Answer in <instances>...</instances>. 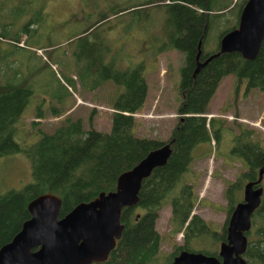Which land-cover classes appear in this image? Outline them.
Wrapping results in <instances>:
<instances>
[{"label":"rangeland","instance_id":"rangeland-1","mask_svg":"<svg viewBox=\"0 0 264 264\" xmlns=\"http://www.w3.org/2000/svg\"><path fill=\"white\" fill-rule=\"evenodd\" d=\"M149 1L0 0V37L8 40L5 41L9 43L7 53L14 50L22 58L24 53L19 47H31V61L27 67L24 58L17 60V71H4L6 77L0 71V82L17 80L12 83L17 85L27 79L25 68L32 70L40 65L39 71L28 77L24 84L27 101L18 118L15 136L20 143L32 145L29 157L23 152H15L14 135L6 131L0 133V194L12 188L17 202L26 206L31 198L46 191L43 181L48 169L45 163L39 168L38 162L30 157L34 159L40 150L44 151V159L52 158L56 153L61 157L62 148L86 134L91 126L102 136L111 133L118 118L112 105L126 90V85L107 79L91 88V69L96 62L109 61L117 52L118 65L123 67L141 61L145 63L143 74L149 92L143 107L134 113L133 128L134 137L143 138L142 143L137 145L131 141L128 145L131 148L120 164L98 182L92 173L100 171L101 166L95 161H79L69 181L57 193L61 201L60 212H66L76 202L95 193L115 187V174L133 163V155L149 148L150 140L153 145L170 138L180 120L181 67L185 54L178 48L159 53L152 50L149 35L156 32L164 39L162 24L163 21L166 24L167 13L165 7L156 5L142 8ZM221 2L223 0H219ZM122 9L125 10L119 12ZM103 16L106 18L98 25L86 29ZM235 21L233 18L231 23H226L224 16L218 18L208 30L204 52L215 51L222 33L233 27ZM84 29L86 31L81 33ZM83 34L95 46L93 56L87 55L86 41L78 37ZM34 38L39 43L34 42ZM29 40L32 45L45 46L51 42L48 47L51 51L26 44ZM102 72L100 70V75ZM10 100L4 101V106L0 103V125L15 110L14 106L11 108ZM205 114H208L205 128L194 141L205 136L206 129L211 139L193 148L197 155L192 157L195 160L191 159L194 179L189 177L191 180L183 182L175 172L163 166L156 173L162 171L161 180H148L141 190V198L157 190L170 198L178 196L180 204L174 206L167 202L159 216L149 220L151 238L146 246L140 247L138 253L128 259L116 255L114 264H166L165 255H176L190 248L216 254L222 240L227 238L233 210L244 197V184L248 178L243 174L253 177L256 170L243 164L239 151L251 158L252 163L264 157V88L248 87L247 80L239 82L236 75L227 74L220 81ZM211 119L214 125L210 123ZM221 125L223 129L214 134V128ZM1 206L0 226L4 222ZM189 208L190 213L184 218ZM130 210L128 207L123 210V221L131 216ZM258 210L260 221L264 217V194ZM247 235L253 238L252 245L264 252V225L252 222ZM156 251H159L157 255ZM246 259L247 264H263L257 256L248 255Z\"/></svg>","mask_w":264,"mask_h":264},{"label":"trees","instance_id":"trees-1","mask_svg":"<svg viewBox=\"0 0 264 264\" xmlns=\"http://www.w3.org/2000/svg\"><path fill=\"white\" fill-rule=\"evenodd\" d=\"M246 1L247 0H223V2L219 3V0H151L142 7L147 8L150 5L165 7L167 13L165 19L166 24L164 21L162 24L164 39H161L163 35L159 36V33L156 32H151L149 35L150 46L153 45L152 50L154 52L156 51L155 53H159L167 49L178 48L185 54L184 62L181 67L180 90L182 99L178 108L180 117L184 116V119L182 120L179 118L180 120L174 129V132L178 136L174 144L178 146L179 154L175 155L166 165L172 173L175 172V176L177 174V177L183 182L191 180L189 177L194 179L195 173L191 167V159L197 156L193 153L195 144L197 142L200 144L204 140L211 139L209 130L206 129V135L194 141L195 137L200 135L201 129L205 128L207 118L203 114L208 112L209 102L222 78L227 74H234L239 82L247 80L248 87L264 88V40L259 53L253 59L244 57L238 51L220 52L203 65L198 72H195L198 66L197 54L199 50H201L200 60H206L211 54L219 51L220 45L213 52L206 53L203 49V44L211 25L221 16H224L226 23H231L233 18L236 19L234 26L225 30L221 35L222 37L227 31L238 25L240 13ZM105 18L106 17L103 16L86 29L94 27L95 24L98 25V23ZM86 29L82 30L81 33L85 32ZM33 40L39 43L37 38ZM29 41L26 44L30 43V45L35 48L38 45L37 48L42 47L47 49V51H51L48 48L51 43L50 40L48 41L50 43L45 44V46L39 44L32 45L31 43L33 42ZM7 51V48H3L2 54L7 53ZM86 52L88 56H93L95 46L93 44L86 45ZM118 55L119 52L113 55L109 61L96 62L91 69V88L101 85V83L107 79H115L117 83L126 85V90L119 94L118 99L112 105L117 112L115 114L118 115V118L114 122L111 133L102 136L91 126L86 134L77 137L66 148H62L61 157L56 153L52 158L48 157L44 159L42 156L44 155L43 150L35 154L34 159L30 157L32 161L35 160L38 162L39 168L43 163L48 165V169L45 172L46 177H44L43 181L46 191L58 193L64 184L69 181L73 168L81 160L95 161L98 166H101L100 171L95 170V172L92 173L93 176H95L94 179H96V182L101 181V179L111 174V169L115 170L114 167L120 164L124 155L127 154L131 148L128 146L131 141H134L137 145H141L138 143H142V141H138L133 135V128L135 121L134 113L138 112L143 107L148 93V83L143 74L145 63L141 61L136 65L131 63L123 67L118 65ZM30 61L31 52L29 53L25 67H27ZM25 69L28 79V77L39 71L40 65L37 64L32 70L28 68ZM100 70L103 71L101 75ZM27 79L25 78L17 85L0 82L1 105L3 104L4 106V101L8 102L7 100H10V97L14 99L13 101L10 100L11 108L13 109V106L15 108L14 112L0 125V133L6 131L12 136L14 135L12 139L15 152H23L29 157L32 145L22 144L15 138L18 134V118L27 101V92L24 87ZM73 81L74 79H72V82ZM73 84L75 87V81ZM213 121V119L210 121L212 125H214ZM221 129H223V125L217 129L214 128L213 133L216 134L217 131H221ZM137 155L138 154H135L133 156L136 157ZM249 160L251 161V158H249ZM259 160L264 161V157L257 159L256 162ZM254 163H251L250 168L257 170L258 164ZM162 168L160 170H162ZM120 173L115 174V183ZM156 173H154L153 178L150 179L152 182L157 178L160 179V177H163L162 171L158 175ZM243 177L249 178V176L244 174ZM162 192L157 190L152 191V193L149 194L152 196L149 197V195H147V197L140 199L141 206L148 207L145 213L148 212L149 218L151 219H146V214L143 213L139 220L134 219L131 221L132 219L129 218L125 220L126 226L122 237L119 239V247H116L112 253L113 257L116 256L118 252L117 255H119L120 258L122 256L124 259H128L135 253H138L140 247H145L149 238H151V223L149 220H153L155 217L154 213L163 207L166 202H172L174 206L180 204L178 196L170 198ZM96 194L97 193L93 196ZM156 194H161L165 197H157L155 196ZM93 196L83 200H88ZM0 204L2 205L1 215L4 221L0 226L1 244L9 239L15 228L26 216H28V212L26 206H22L17 202L14 189L12 188L0 194ZM258 212L259 210L257 209L253 214L252 222L256 221L258 224L264 225V217L258 221ZM187 213L184 215V218ZM260 238L262 237L260 236ZM253 241V238H250L251 246L248 249V253L249 255L260 258L264 264V252L258 247L253 246ZM105 264H114V262L109 261L105 262Z\"/></svg>","mask_w":264,"mask_h":264},{"label":"water","instance_id":"water-1","mask_svg":"<svg viewBox=\"0 0 264 264\" xmlns=\"http://www.w3.org/2000/svg\"><path fill=\"white\" fill-rule=\"evenodd\" d=\"M263 40L264 0H247L238 25L221 37L219 51L200 60L199 50L195 72L220 52L238 51L253 59ZM171 149L170 142L152 149L136 165L119 174L115 189L102 190L91 199L78 201L62 215L60 197L54 192H42L31 198L27 203L29 217L0 246V264H91L105 259L123 235V208L139 201L142 181L156 166L167 162ZM260 171L258 179L245 183L243 200L238 202L230 218L228 241L221 243V257L181 250L170 264H245L247 232L264 194V186L258 185L263 168Z\"/></svg>","mask_w":264,"mask_h":264},{"label":"flooded vegetation","instance_id":"flooded-vegetation-1","mask_svg":"<svg viewBox=\"0 0 264 264\" xmlns=\"http://www.w3.org/2000/svg\"><path fill=\"white\" fill-rule=\"evenodd\" d=\"M5 41H8L7 39H5V38H1L0 37V50H1V52H2V49L3 48H7L8 47V45H9V43L8 42H5ZM23 45V44H22ZM27 47V46H26ZM28 48H31V47H28ZM205 114V113H204ZM203 114V115H204ZM206 116V115H205ZM182 117H184V116H182ZM181 118V117H180ZM183 120V119H182ZM179 122V121H178ZM178 124V123H177ZM177 124H176V126H177ZM175 126V127H176ZM175 127L173 128V131H172V135L170 136V138L168 139V140H166L165 142H156V143H154L153 145H151L152 144V140H150L149 141V148H145L141 153H138V155L135 157V160H134V162L132 163V165L131 166H129L127 169H129V168H131V167H133L134 165H136L142 158H144L152 149H157V148H159V147H161V146H163L165 143H167V142H170L171 143V152H170V154H169V157H168V159H167V162H165L163 165H158V166H156L152 171H151V173L149 174V175H147L145 178H144V180L142 181V186H141V188H140V192H139V201L137 202V203H135V204H133V205H126L124 208H123V210L126 208V207H128V208H130L131 210V216L129 217V219H132L131 221H133L134 219H136V220H139V219H141V217H142V214L143 213H145V211H146V209L148 208V207H142L141 206V203H140V199H141V196H140V194H141V190H142V187H143V183L144 182H146L147 180H149L150 182H152L150 179H152L153 178V175H154V173H156L157 171H159L163 166H166L167 164H168V162L169 161H171V159L175 156V155H177V154H179V150H178V146L177 145H175L174 143L176 142V140H177V135H176V133L174 132V129H175ZM137 138V140L138 141H141V139H143V138H138V137H136ZM156 144V145H155ZM199 144V142H197L196 144H195V146L196 145H198ZM179 145V144H178ZM239 152H241L242 154V161H243V164H245L246 166H248V167H251L250 165H251V163L252 162H250V160H249V158L246 156V155H244V152H242V151H239ZM192 160H195V159H193L192 158ZM189 161V160H188ZM256 164H258V168H257V170H255V174H254V176L253 177H249L248 178V180L247 181H249V180H251V179H258L259 178V176H260V170H261V168H263V171H262V180H261V182L258 184V185H263L264 186V161H258V162H256ZM118 177H119V175L117 176V178H116V184H115V187L114 188H112V189H115L116 187H117V184H118ZM246 181V182H247ZM245 182V183H246ZM244 186H245V184H244ZM112 189H110V190H112ZM103 191H109V190H103ZM44 192H46V191H44ZM52 192V191H51ZM42 193V192H41ZM55 194H57L56 192H54ZM58 195V194H57ZM150 196H152V195H149V197ZM155 196H157V197H165V196H162L161 194H156ZM94 197V196H93ZM91 199V198H90ZM147 199V198H146ZM167 203V202H166ZM165 203V204H166ZM26 208H27V204H26ZM71 208V207H70ZM69 208V209H70ZM68 209V210H69ZM162 209V207L160 208V209H158L155 213H154V215H155V217L153 218L154 220L159 216V213H160V210ZM258 209V208H257ZM256 209V210H257ZM67 210V211H68ZM123 210H122V213H123ZM27 212H28V216H26L22 221H21V223L15 228V230H14V232L12 233V235L9 237V239H7L6 241H4L3 243H1L0 244V246L2 245V244H4L5 242H7V241H9L10 239H11V237L13 236V234L21 227V225H22V223H23V221L26 219V218H28L29 217V211H28V209H27ZM65 213V212H64ZM64 213H61L60 212V215H62V214H64ZM189 213H190V209H189V211H188V213H187V215L185 216V218L189 215ZM146 214V219H151V218H149V213L148 212H146L145 213ZM121 222L124 224V226H126L125 225V221H123V219H122V214H121ZM125 229V228H124ZM124 232V231H123ZM248 233V232H247ZM122 237V236H121ZM247 237H248V245H247V248H246V250H245V252L243 253V256H244V258H245V264H247V259H246V257L249 255V253H248V249L250 248V246H251V243H250V237L247 235ZM120 239V238H119ZM119 239H118V242H119ZM223 241H228L227 240V238L225 239V240H222V242ZM118 242H117V245H116V247H119V244H118ZM221 242V243H222ZM221 243H220V248H221ZM115 247V248H116ZM114 248V249H115ZM220 248H219V251H217L216 252V254L215 255H217V256H220ZM33 249H35V248H33ZM114 249L111 251V253L109 254V256H107L105 259H103V260H101V261H97V262H92L91 264H105V262H109V261H112V262H114L115 263V256L113 257L112 256V253L114 252ZM183 250H190V251H202V250H198V249H183ZM160 251V250H159ZM159 251H156V255L159 253ZM180 252V251H179ZM178 252V253H179ZM203 252H205V251H203ZM177 253V254H178ZM206 253V252H205ZM117 254H118V252H117ZM116 254V255H117ZM176 254V255H177ZM208 254H212V253H208ZM160 257V256H159ZM158 257V258H159ZM166 259H165V261H166V264H170L173 260H174V257H175V255H171V254H168V255H165L164 256ZM221 257V256H220ZM162 263H164V262H159L158 264H162Z\"/></svg>","mask_w":264,"mask_h":264},{"label":"crops","instance_id":"crops-1","mask_svg":"<svg viewBox=\"0 0 264 264\" xmlns=\"http://www.w3.org/2000/svg\"><path fill=\"white\" fill-rule=\"evenodd\" d=\"M26 30H27V28H25V31ZM28 34H30V33H28ZM32 34H34V33H32ZM32 34L30 36H32ZM78 37H80V39H83L86 41V43L84 45L91 44V41L89 40L88 36H86L85 34L80 35ZM19 49H21L20 52L24 53L22 55V58H19L20 55L19 56L17 55V53H16L17 51L13 50V51H11L12 53L10 52L11 54L10 53L2 54V52L0 50V71H1L2 76L5 75L4 71H6V70L17 71V70H15V69H17V68H15V66H17V64H18L17 60L24 58V63L27 61L28 55L31 51L30 48L26 47L24 49V48L19 47ZM98 59L102 60L101 55H98ZM87 76H88V74H87ZM5 77H6V75H5ZM8 79H12V78H8ZM16 82H17V80H15L14 82L6 81V83H9V84L16 83ZM148 92H149V90H148Z\"/></svg>","mask_w":264,"mask_h":264}]
</instances>
